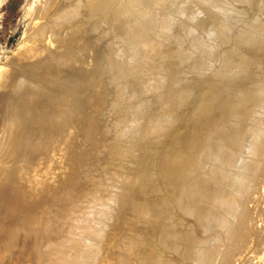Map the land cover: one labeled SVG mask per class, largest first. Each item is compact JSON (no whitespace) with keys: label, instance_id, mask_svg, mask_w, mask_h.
<instances>
[{"label":"bare ground","instance_id":"bare-ground-1","mask_svg":"<svg viewBox=\"0 0 264 264\" xmlns=\"http://www.w3.org/2000/svg\"><path fill=\"white\" fill-rule=\"evenodd\" d=\"M43 5L0 66V264L264 260V213L239 219L264 200V80L238 73L264 59L259 0ZM202 68L226 89L200 96Z\"/></svg>","mask_w":264,"mask_h":264},{"label":"rangeland","instance_id":"rangeland-1","mask_svg":"<svg viewBox=\"0 0 264 264\" xmlns=\"http://www.w3.org/2000/svg\"><path fill=\"white\" fill-rule=\"evenodd\" d=\"M43 1V0H42ZM42 1L41 0H0V66L4 63V61L6 60H8L12 55H13V53H16V52H18V51H20L22 48H23V46L25 45V43H27V41L29 40V37H28V34H29V32L28 31H30V24L32 23L31 21H32V18L34 19V16L36 15V12H37V14H39L38 13V11H40L41 13H42V11L43 10H45L44 8H45V6L43 5V3H45L46 4V0H44L45 2H43L42 3ZM242 1H244V0H242ZM262 3H261V2ZM261 3V4H260ZM242 4V3H241ZM40 5V6H39ZM261 5V6H260ZM259 12H260V15L262 16V14H264V0L262 1V0H259ZM28 8V9H27ZM43 8V9H42ZM260 8H261V10H260ZM37 9H38V11H37ZM34 12V13H33ZM40 13V14H41ZM33 14H35L34 16H33ZM231 17H236V16H231ZM229 18L228 19V21H229V26H230V28L232 29V31H235V32H237L238 31V25H239V23H234V22H238V20L235 18L234 20L232 19V18ZM263 18H264V15L262 16ZM235 24V27H231L232 25H234ZM29 26V27H28ZM28 32V34L26 35V33ZM239 32V31H238ZM25 36V37H24ZM28 38H27V37ZM264 38V37H263ZM26 40V41H25ZM261 39H259V41H260ZM24 41V42H23ZM21 42H23L24 43V45L21 43ZM19 46H20V48H19ZM22 47V48H21ZM257 52L259 51V49H260V42L257 44ZM205 53V52H204ZM202 54H203V52H202ZM254 55H256L255 53H253ZM253 54H250L251 56H247L248 57V59H247V61H249L248 62V66H247V68H242V67H240L239 69H238V73H242V74H244V73H247L246 75H250V73L252 72L253 74H251L253 77H258V78H260L261 77V79H263L264 80V68H263V66H264V63H263V61H264V59L263 58H261V60H260V57H261V55H259V54H257L256 55V58H255V56L253 55ZM11 55V56H10ZM259 56V57H258ZM250 57V58H249ZM253 57V58H252ZM8 58V59H7ZM252 59H253V61H254V59H255V61L253 62L252 61ZM256 59H258V60H256ZM210 60V59H209ZM208 60V63L209 64H207V66H208V69H210V67H211V70H217L218 68H219V70H221V68L220 67H218L219 65H217V64H215V63H213L212 62V60H210L209 61ZM5 61V62H6ZM251 61V62H250ZM259 63H258V62ZM253 62V63H252ZM251 63H252V65H251ZM254 63H255V65H254ZM215 66H214V65ZM250 64V65H249ZM257 64V65H256ZM262 64V65H261ZM213 66V67H212ZM251 66V67H250ZM257 66H262V68H263V70H262V68H260V67H257ZM215 67V68H214ZM217 67V68H216ZM253 67V68H252ZM255 67V68H254ZM214 68V69H213ZM242 68V69H241ZM256 68H257V70H256ZM246 69H247V71H246ZM250 69V70H249ZM259 69V70H258ZM201 70H203V68L202 69H200V72L198 71L197 73H196V77H195V80L198 82L199 80H201L200 78L202 77V80L201 81H203V83L201 84V83H199V82H201V81H199L198 83H196V84H198V86L196 85V87H195V89H196V92L201 96V90H203V89H206L207 88V91L209 92V94H210V92H213V93H216V92H219L218 91V89H217V91H215L214 89H216V88H222L221 89V91L220 92H222V91H224L226 88H224V87H226V86H224V84H226L227 82H225V83H222V81H221V84L219 83L220 81H216L217 79H219V75H211V74H208V73H206V72H204L203 73V71H201ZM204 70H206V69H204ZM250 72H249V71ZM253 70V71H252ZM255 71V72H254ZM197 74H201V75H197ZM204 77H203V76ZM245 75V74H244ZM250 75V76H251ZM254 75H256V76H254ZM262 75V76H261ZM260 76V77H259ZM197 77H200L199 79L197 78ZM206 77V78H205ZM204 78V79H203ZM214 80H215V82H214ZM206 84H205V83ZM218 82V83H217ZM209 84V85H208ZM213 84H215V86L213 85ZM218 84V85H217ZM220 84V85H219ZM223 84V85H222ZM250 84H253V83H249L248 85H247V88H251V87H253L252 85H250ZM210 85H213V86H210ZM216 85H217V87H216ZM203 86L205 87V88H203ZM222 86H224V87H222ZM212 87H213V89H212ZM216 87V88H215ZM210 91H209V90ZM211 90H213V91H211ZM220 90V89H219ZM219 92V93H220ZM197 93H196V95H197ZM212 94V93H211ZM208 96V95H207ZM214 98H215V94H214ZM214 98L212 99V100H210L212 103H214ZM253 105H255V106H257V104H255V102L251 105V107H253V108H255ZM258 106H260V105H258ZM214 107V106H213ZM251 107H250V110H251ZM252 108V110H254V111H257L258 110V107H257V109L255 110V109H253ZM264 108V106H262V108H260V109H263ZM221 110V108H218L217 110L218 111H220ZM228 108H226V109H224V110H222L221 111V116H225V115H227L226 113L228 112V111H226ZM258 110V111H262L261 113H259L258 111H257V116H259V117H257L256 115H254V116H256V118L253 116V118L252 119H256L255 121H256V123H258V122H260V120H258L257 121V119L258 118H260L261 117V114L263 115V113H264V109L263 110ZM213 110L214 109H212L211 111L213 112ZM224 112V113H223ZM244 112V111H243ZM240 113V112H239ZM238 113V114H239ZM248 114H251V115H253L252 113H248ZM247 114V115H248ZM246 114L244 113V114H242V112H241V115L239 114V116L238 115H235L236 116V118H235V116H233V117H230L231 115H228V123L226 122L225 123V125L226 124H228L229 125V123H230V120H232V121H235V119L237 120V121H239V119H237V118H239V117H244ZM246 115V116H247ZM238 116V117H237ZM245 116V117H246ZM249 116V115H248ZM241 117V118H242ZM232 118V119H231ZM235 118V119H234ZM240 118V119H241ZM205 119V118H204ZM204 119H201V120H199V122H198V124H200V129H202V127H203V123H204ZM254 121V122H255ZM253 122V120H252V122H250L251 124H255ZM232 124V123H231ZM230 124V125H231ZM221 125H222V123H221ZM194 126V125H193ZM196 126V125H195ZM194 126V127H195ZM223 126V125H222ZM227 126V125H226ZM197 127H199V125L197 126ZM195 128V129H197L196 131H194V133L196 134H194V138H195V136H197L198 134H199V132L200 131H198V128ZM228 127V126H227ZM247 148H249V150H251V149H253L252 147H251V149H250V147H247ZM246 150H248V149H246ZM248 150V151H249ZM186 151V150H185ZM201 151H203V148L200 150V152ZM248 151H245L244 153L246 154ZM103 152V151H102ZM105 152V151H104ZM103 152V153H104ZM250 152H254V151H250ZM103 153H102V155H103ZM106 153V152H105ZM186 154H187V152H185ZM184 153V154H185ZM243 153V154H244ZM215 154V155H214ZM248 154V156H249V152L247 153ZM246 154V155H247ZM213 155L214 156H212L213 158L214 157H216V156H218V155H216V153H214L213 152ZM250 155H251V153H250ZM109 158H110V156H109V153H108V157L105 159V161H107V159L109 160ZM200 158L201 157H199V154H197V156H195V160L197 161V163L199 162V163H201V162H203V161H200ZM213 158H212V161H211V158L209 159V161H210V163H209V161H207L208 162V168L210 169V168H214L215 166L217 167L219 164H220V161H219V159H220V157H219V159H218V157H216V158H214V160H213ZM218 159V160H217ZM100 160L101 159H99L98 161H99V163H100ZM110 160H111V158H110ZM218 161V163H216V162H214V161ZM221 160V159H220ZM237 160V159H236ZM236 160L234 161L235 162V164L238 162L239 163V161L240 160H238L237 162H236ZM204 161H206V160H204ZM222 161V160H221ZM107 162H109V161H107ZM106 162V164L107 165H109L110 164V162L109 163H107ZM214 162V163H213ZM241 163H242V161H240ZM211 163H212V166H211ZM223 163V161L221 162V164ZM237 163V164H238ZM241 163L239 164V166L238 167H240L241 168V166L243 165H241ZM202 164V163H201ZM206 164H203V165H201V167L202 168H200V171H202L201 169H203L204 171H206V169H208L207 167H203V166H206ZM214 164H216V165H214ZM219 165L218 167H221L223 164L225 165V163H223L222 165ZM234 164V163H233ZM246 164V166H248V164L247 163H244V165ZM222 166V167H225V166ZM241 165V166H240ZM243 165V166H244ZM211 166V167H210ZM214 166V167H213ZM246 166H244V167H246ZM238 167H234L235 168V170L237 171V169L239 170L240 168H238ZM233 168V169H234ZM247 168V167H246ZM249 168V169H248ZM247 169L248 170H250V168H251V166H249ZM243 169V167L241 168V170ZM246 169V170H247ZM212 170H214V169H212ZM244 170V169H243ZM246 170H245V172H246ZM252 171H253V173H254V169H252ZM203 172V171H202ZM242 172V171H241ZM243 173V175H244V178L242 179V181L244 180V182L246 181V177L248 176V174H247V172L249 173H251V171H247L246 173ZM253 173H251V174H253ZM246 174V175H245ZM250 174V175H251ZM250 175H249V177H250ZM246 176V177H245ZM249 179V178H248ZM247 179V180H248ZM243 182V183H244ZM248 182V181H247ZM257 188V187H256ZM246 189V193L249 191V189H247V188H245ZM244 189V190H245ZM243 190V191H244ZM248 190V191H247ZM258 191L260 190V189H257ZM256 190V191H257ZM94 191V190H93ZM256 191H253L252 190V194L250 195V198L249 199H247V205H248V207H246L247 205L245 204V207L244 208H246V210L244 209V211H246V212H248V213H246V212H244V214H242L241 216H240V218L239 219H241L240 220V222L242 221V223L245 221L246 223L249 221V223H250V221H251V224H253L254 223V221H255V223H257V220L259 219H261L262 218V216H260L261 214H259V213H264L263 211V208H262V206L260 207H258V208H254V207H257L258 205H259V203H257V202H261V200L263 199V197H262V195H260L261 196V198H258V197H260L259 195H255V194H253V193H256ZM245 192V191H244ZM249 192H251V190L249 191ZM249 192H248V194H249ZM93 193V192H92ZM257 194V193H256ZM252 195H255V197H257V198H255V197H253ZM252 196V197H251ZM251 198H255L256 200H257V202L255 203V204H253L256 200L255 199H251ZM258 199H261L260 201H258ZM248 200H250V201H254L253 203H250ZM263 203H264V200L262 201ZM261 202V204L260 205H262L263 203ZM248 203H250V204H248ZM256 205V206H254L253 207V209L251 208L252 206L251 205ZM249 206H251V207H249ZM264 206V205H263ZM247 208L249 209V210H247ZM260 208H261V210H263L262 212L260 211ZM255 209V210H254ZM259 210V211H258ZM253 211L255 212V211H257V213H254V215L255 216H253V215H251L252 213H253ZM259 212V213H258ZM251 213V214H250ZM249 215V217H246L247 215ZM260 217V218H258V216ZM243 216V217H242ZM251 216V217H250ZM244 218H245V220H244ZM248 218V219H247ZM255 218V219H254ZM244 221H243V220ZM250 219V220H249ZM254 219V220H253ZM253 220V221H252ZM258 220V221H259ZM244 222V223H245ZM251 229V228H250ZM248 230H249V228H248ZM249 234H250V231H249ZM234 261L235 260H233L232 262L234 263ZM236 262V261H235ZM252 264H264V260H260V259H255V260H253V262H252Z\"/></svg>","mask_w":264,"mask_h":264}]
</instances>
